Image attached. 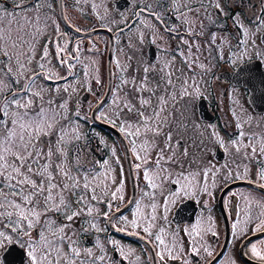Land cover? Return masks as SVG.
<instances>
[{
    "label": "flooded vegetation",
    "instance_id": "flooded-vegetation-1",
    "mask_svg": "<svg viewBox=\"0 0 264 264\" xmlns=\"http://www.w3.org/2000/svg\"><path fill=\"white\" fill-rule=\"evenodd\" d=\"M0 19L37 36V78L66 86L41 104L37 88L9 76L0 131L12 110L40 115L80 95L69 117L78 136L51 130L19 156L32 159L0 160V229L24 244L0 249L1 264L10 248L11 264H32L25 242L44 264H264L252 252L264 256V0H0ZM9 61L0 45V63ZM80 102L94 104L79 111ZM100 124L122 135L130 159ZM129 124L144 127L152 158L139 157ZM16 168L43 190L14 188ZM13 201L39 213L16 232Z\"/></svg>",
    "mask_w": 264,
    "mask_h": 264
},
{
    "label": "rangeland",
    "instance_id": "rangeland-1",
    "mask_svg": "<svg viewBox=\"0 0 264 264\" xmlns=\"http://www.w3.org/2000/svg\"><path fill=\"white\" fill-rule=\"evenodd\" d=\"M1 22L2 20L0 19V45L6 48L7 53L10 57V61L8 62L7 69L0 63V109L3 107V97H6L5 93L10 87L8 79L12 78L9 76H15V74L17 79L22 84L31 83L32 88H37V90H34L41 98V104L46 101H53L52 99H50L49 94L53 91H60L62 87L66 86L58 87L54 90L53 88L50 89L49 84H46V81L43 79L44 77L37 78L36 74L34 73V69H36L35 61L42 58L39 54L40 44H37V36H34L33 32L28 34L24 30L15 31L13 29V26L11 25L12 22H10L11 24L6 23L4 25H1ZM45 58L47 59V61L41 63L47 65V67L44 66V68L46 69L50 67L49 65L51 64V62L48 55H46ZM92 73L95 76L96 81H99L101 79V69L98 62H96L94 68L92 69ZM29 80H32L33 83ZM88 82H90V79L85 75L80 81L77 82L76 88L78 89ZM79 98L80 95H77L65 104L63 103V105L57 106L55 107V109L49 108L50 112L42 113L40 115H30L23 113L18 114L19 112L10 109L13 112H17V114H13V112L11 111V113L8 115V119L11 120L10 128H6L5 130L0 131V160L6 161L3 159H14V157L16 156L18 157L24 155V150L34 144L37 136L48 133L51 130V133H53L57 129V131H59L60 133V137H58V139L60 138L63 141H66L67 136H71L73 131L75 136H78L79 130L76 129L75 125L70 124L69 117L71 112L70 109L75 105L74 100L76 101ZM23 99L24 98H20L18 102ZM29 101V99H26V102ZM13 102H17V100L14 99ZM93 104L94 103L91 102L88 105H84L80 102L79 111H81L83 107H92ZM114 106L115 102L106 109L108 111L107 113H114ZM8 119H6L5 122H7ZM85 129L86 125H83L80 128V133H84ZM126 129L140 136L137 148L135 147L139 157H141L142 159L152 158V148L149 146V142H147L146 137L141 134L142 131H144V127H140L135 124H129ZM101 136L104 141L107 140V137H104L103 135ZM68 146L69 141L64 143L62 142L61 145L58 146V152L62 154L63 159L65 158L64 151H66V154L69 153ZM109 149L111 155L108 159H119V156L115 151L112 150L111 146H109ZM36 155L38 159H42L45 157V155L53 154L47 152V154L41 157V153L39 152ZM32 156L33 152H31L30 154L28 153L26 155V158L22 159H32ZM25 209L27 210V208ZM147 213L148 207L144 202L137 211V214L140 215V219H143V221L138 223L139 225H144L145 223H147L145 222V220L148 221ZM28 214L29 216H32L31 213ZM33 219H35V216H33ZM17 220L11 223L13 227H15L16 229L23 227V224L21 222L17 223ZM28 223L34 224V221H29L27 222V224ZM0 231H2V229H0ZM50 251L52 252V248L50 249ZM60 251L62 253L65 252V246L63 244L60 247ZM42 254H44V252L36 256L41 261V264H44L45 257H41Z\"/></svg>",
    "mask_w": 264,
    "mask_h": 264
},
{
    "label": "snow or ice",
    "instance_id": "snow-or-ice-1",
    "mask_svg": "<svg viewBox=\"0 0 264 264\" xmlns=\"http://www.w3.org/2000/svg\"><path fill=\"white\" fill-rule=\"evenodd\" d=\"M17 160L21 161V164L23 163L22 161V158L21 157H17ZM6 167V165H5ZM32 171L31 167H28L27 168V172L30 173ZM15 172H16V175L15 176H12L11 179H15L16 180V184L13 185V187H18L19 185L21 184H28L31 188L33 189H36L37 191L35 193H32L31 195H35L37 193H39L40 191H42V187L38 188L35 181L31 180L28 175L24 174V173H21L19 168H16L15 169ZM0 175H3L2 172H0ZM17 177H22L20 179H17ZM261 178L264 179V174L261 175ZM5 179H8V177H6ZM52 187H55V185H52ZM85 187H87V185H85ZM23 191V189H22ZM13 196H16L18 195V193L16 192H13L12 193ZM48 199H51V196L49 195L48 197H46V201ZM23 200H24V204L27 205V204H31L32 201H31V198H30V195L28 196H24L23 197ZM13 205L19 209L20 211L17 213L18 215V220H17V223L20 222V220H28L29 219V214L28 213H31L32 216H36L38 218L39 216V213L35 212L34 211V205H33V208L32 209H28L26 210L24 207H22L20 204L18 203H15L13 201ZM0 208H4V205L3 204H0ZM0 215H3V213H0ZM7 215L10 217L13 215L12 212H8ZM69 219H71V217H69ZM154 219V217H153ZM135 223V222H134ZM29 227H31V223H29L28 225ZM146 232L149 231L148 228H145L144 229ZM17 229L15 227L12 228V232H16ZM24 235H27L26 233ZM23 239V236L21 237H18V238H15L13 237L12 234H10L8 231H0V249H4L6 248L8 245L12 244V243H17V244H20L21 247L24 246V244H21L20 241ZM157 239L159 240L160 237L158 236ZM161 244H163V241L161 240L160 241ZM28 244V256L31 258V261H32V264H41V261L37 258L35 252V248L32 247V245L28 242H25ZM252 252L253 254L257 255V256H260L261 259H264V256H261V254L257 251V249L255 248V246H253L252 248ZM211 254V253H209ZM78 255V253H77ZM46 258V257H45ZM161 259H163V257H161Z\"/></svg>",
    "mask_w": 264,
    "mask_h": 264
},
{
    "label": "water",
    "instance_id": "water-1",
    "mask_svg": "<svg viewBox=\"0 0 264 264\" xmlns=\"http://www.w3.org/2000/svg\"><path fill=\"white\" fill-rule=\"evenodd\" d=\"M112 49H111V51H110V67H111V59H112ZM104 129H106V130H108V131H110V132H112L118 139H119V141L122 143V146H123V148H124V150H125V157H126V159H130L129 158V152H128V148H127V146H126V143H125V141H124V139H123V137H122V135L119 133V132H117L115 129H113L112 127H110V126H108V125H104V124H100ZM134 195H135V191H134ZM122 236H126V237H129V238H132V239H135V240H138V241H140V242H144V243H146V241H143V240H141V238L140 237H138V236H135V235H132V234H128V233H122ZM147 244V243H146ZM14 252H16L17 254H16V256H17V258H18V251L16 250V248H10L9 250H8V252L5 254V256H4V258H3V262H4V264H11V261H12V254L14 253Z\"/></svg>",
    "mask_w": 264,
    "mask_h": 264
}]
</instances>
